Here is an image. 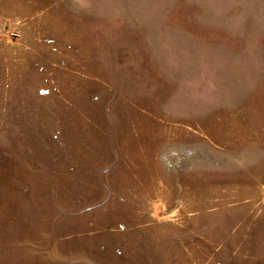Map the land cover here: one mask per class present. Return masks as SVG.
Returning <instances> with one entry per match:
<instances>
[{
	"label": "rangeland",
	"instance_id": "rangeland-1",
	"mask_svg": "<svg viewBox=\"0 0 264 264\" xmlns=\"http://www.w3.org/2000/svg\"><path fill=\"white\" fill-rule=\"evenodd\" d=\"M0 264H264V0H0Z\"/></svg>",
	"mask_w": 264,
	"mask_h": 264
}]
</instances>
